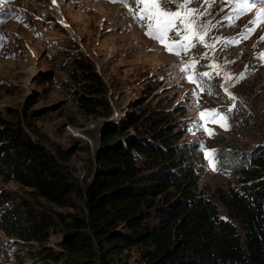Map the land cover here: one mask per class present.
<instances>
[{"label": "rangeland", "instance_id": "1", "mask_svg": "<svg viewBox=\"0 0 264 264\" xmlns=\"http://www.w3.org/2000/svg\"><path fill=\"white\" fill-rule=\"evenodd\" d=\"M58 2H63L60 15L53 9ZM231 7H224L219 0L211 6L204 5L201 11L207 9L208 14L198 23L211 21L205 43L212 47L193 48L178 57L147 36L146 29L119 2L4 0L0 3V35L4 37L0 40V117L39 141L83 184L97 165L95 153L101 146L106 123H120L131 112L170 109L174 115L171 129L180 132L179 141L195 144L197 163L203 166L197 189L214 199L220 215L239 227L218 193L240 188L241 174L236 169L219 167L221 154L230 149L236 152L254 145L264 147V59L260 57L264 53V41L260 40L264 22L254 26L256 30L248 39L225 46L226 40L237 37L255 16L254 10L240 17L234 26H227V21H223L224 26L218 25ZM216 37L221 39L217 41ZM193 58L199 61L195 72H213L211 79L204 78L207 83L203 91L185 79L192 75V69L185 73L177 67ZM73 59L88 62L103 79L106 92L101 97L111 105L110 116L103 115L99 106L98 111L90 112L80 105L77 92H83L84 81L74 78L72 73L77 71ZM212 64L219 67L209 68ZM225 73H230L232 80H226ZM241 73L244 78L237 82ZM206 109L219 110L230 127L225 130L211 121L205 125L199 113ZM201 125L214 134L209 135ZM127 129L134 133L132 127ZM211 149L216 152L210 160L205 150ZM0 187L12 198L0 208L18 206L25 225L29 214L50 215L53 220L48 238L42 243L0 228V264H42L41 246L60 250L59 242L66 229L63 219L70 222L72 215L86 214L81 198L74 194L68 197L69 203L59 205L1 175ZM141 251L140 245L126 248L118 264H146ZM47 262L68 264L69 260L62 255Z\"/></svg>", "mask_w": 264, "mask_h": 264}, {"label": "trees", "instance_id": "2", "mask_svg": "<svg viewBox=\"0 0 264 264\" xmlns=\"http://www.w3.org/2000/svg\"><path fill=\"white\" fill-rule=\"evenodd\" d=\"M72 65L74 78L84 81L83 92H77L80 105L90 112L99 106L110 116L111 105L101 97L106 92L101 76L86 61L73 59ZM173 118L170 109L159 107L106 123L95 170L79 184L39 141L0 117L2 179H14L59 205L69 203L74 194L86 209L70 222L63 219L60 250L41 246L42 264L62 255L68 264H118L125 249L134 245L142 248L146 264H264V147L221 154L219 168L241 174L240 188L218 193L239 228L197 189L203 166L197 163L195 144L179 141L180 132L171 129ZM10 199L0 187V207ZM28 220V225L22 222L18 206L0 208L1 229L42 243L52 217L29 214Z\"/></svg>", "mask_w": 264, "mask_h": 264}, {"label": "snow or ice", "instance_id": "3", "mask_svg": "<svg viewBox=\"0 0 264 264\" xmlns=\"http://www.w3.org/2000/svg\"><path fill=\"white\" fill-rule=\"evenodd\" d=\"M4 0H0L3 3ZM111 2H119L122 6L128 8V13L134 20L141 23L146 29V35L157 41L164 46L165 50L170 54L180 56L182 53L187 54L191 49L197 47H212L205 43V36L209 30L211 21H207L203 24H199V19L207 15V9L203 12L201 8L204 5L211 6L216 3V0H111ZM224 7H229L230 11L221 17L220 21H217L218 25L224 26L223 21H227V26H234L236 21L255 10V16L252 20L248 21L244 30L241 31L237 37L228 38L226 45L231 43H239L241 40H246L255 32L256 27L260 23L264 22V0H219ZM167 5V7H165ZM190 5H197V7H190ZM259 6V7H258ZM175 9V10H173ZM3 9L0 8V11ZM224 8H221V12ZM11 13V10H9ZM3 21L0 20V23ZM212 27H215L213 25ZM170 38V39H169ZM4 37L0 35V40ZM217 41L220 37L215 38ZM261 41H264V36L260 37ZM206 57V54H205ZM261 59H264V53H260ZM199 61L193 58L188 62H181L177 65L178 70L188 73L189 69H192V75L185 76L190 82L196 84L197 88L201 91L205 89L206 80L204 78L211 79L213 72L197 73L194 71L195 65ZM209 68L219 67L216 64L208 65ZM219 76V72L215 73ZM224 78L226 80H232L230 73H225ZM244 78V73H241L236 78L237 82ZM223 87V85H221ZM210 91V90H209ZM224 92L232 100L235 99L233 94L224 88ZM211 94V93H210ZM231 109H229L230 111ZM201 120L205 121V125L208 121L212 123H218L220 127L227 130L230 125L227 124L226 116H221V113L217 109H206L199 113ZM219 117V119H217ZM205 125H201L204 130L209 134H214L212 130L208 129ZM216 150H205V155L211 160L214 157ZM213 170H216V165L213 163Z\"/></svg>", "mask_w": 264, "mask_h": 264}, {"label": "bare ground", "instance_id": "4", "mask_svg": "<svg viewBox=\"0 0 264 264\" xmlns=\"http://www.w3.org/2000/svg\"><path fill=\"white\" fill-rule=\"evenodd\" d=\"M259 7V6H258Z\"/></svg>", "mask_w": 264, "mask_h": 264}]
</instances>
